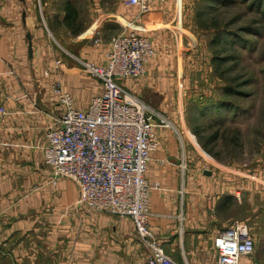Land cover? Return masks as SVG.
Wrapping results in <instances>:
<instances>
[{"label": "crops", "instance_id": "1", "mask_svg": "<svg viewBox=\"0 0 264 264\" xmlns=\"http://www.w3.org/2000/svg\"><path fill=\"white\" fill-rule=\"evenodd\" d=\"M86 1L87 8H76V35L66 29L63 9L38 11L34 0L0 1V103L6 109L0 120V264L146 263L132 221L79 204L76 184L53 178L42 153L46 129L63 110L54 85H62L75 109H86L102 83L83 64L104 66L114 36L131 31L151 40L167 33L163 27L175 20L177 0L152 2L142 13L122 6L123 0ZM156 23L161 27L151 31ZM153 61L143 75V85L152 89L162 85L153 76L163 73ZM156 137L158 151L145 172L149 228L176 264H215L213 237L231 222L223 218L222 203L228 196L240 205L249 180L226 168L207 176L195 153L182 159L176 142L160 131Z\"/></svg>", "mask_w": 264, "mask_h": 264}, {"label": "rangeland", "instance_id": "2", "mask_svg": "<svg viewBox=\"0 0 264 264\" xmlns=\"http://www.w3.org/2000/svg\"><path fill=\"white\" fill-rule=\"evenodd\" d=\"M34 1L36 9L43 11L63 9L65 0ZM79 3L89 5L86 0ZM174 4L173 30L168 25L163 27L167 33L149 39L155 52L149 60H157L153 66L163 68L162 74L153 76L154 84L162 85L144 86V75L125 78L122 87L147 107L154 124L163 123L156 136L160 131L176 142L182 159L188 160L193 152L201 158L203 171L226 168L249 180L244 201L238 205L228 199L223 218L231 221L227 227L244 222L253 237L254 254L242 264H264V0H177ZM157 27L160 23L150 30ZM60 34L59 40H65ZM260 189L262 194L257 193ZM179 252L175 248L177 256Z\"/></svg>", "mask_w": 264, "mask_h": 264}, {"label": "built area", "instance_id": "3", "mask_svg": "<svg viewBox=\"0 0 264 264\" xmlns=\"http://www.w3.org/2000/svg\"><path fill=\"white\" fill-rule=\"evenodd\" d=\"M152 2L165 0H123L141 13ZM108 47L104 66L83 64L87 74L102 83L101 94L86 109H75L69 93L59 83L54 85L63 110L46 129L42 159L53 178L76 184L79 204L86 209L132 221L146 252L145 264H176L148 223L150 186L145 172L159 147L155 130L164 126L154 124L147 107L120 85L125 78L144 75L154 48L149 38L131 31L112 37ZM5 114L0 103V120ZM214 246L215 264H240L254 254V240L244 222H233L219 232Z\"/></svg>", "mask_w": 264, "mask_h": 264}, {"label": "trees", "instance_id": "4", "mask_svg": "<svg viewBox=\"0 0 264 264\" xmlns=\"http://www.w3.org/2000/svg\"><path fill=\"white\" fill-rule=\"evenodd\" d=\"M78 2V3H77ZM80 0H65L64 4H63V10H64V25L66 27V29L71 32V34L76 35V33H78L79 30V16H78V12L76 10V8H81L82 6L79 3ZM81 2H84L83 0H81ZM228 199H232L228 196L225 197L224 199V203H222L223 207L226 208V201Z\"/></svg>", "mask_w": 264, "mask_h": 264}, {"label": "water", "instance_id": "5", "mask_svg": "<svg viewBox=\"0 0 264 264\" xmlns=\"http://www.w3.org/2000/svg\"><path fill=\"white\" fill-rule=\"evenodd\" d=\"M29 38V37H28ZM31 45H30V42H29V45H28V49H29V51L31 52ZM203 174H205V175H207V176H209V175H211V173L210 172H207V171H205Z\"/></svg>", "mask_w": 264, "mask_h": 264}]
</instances>
